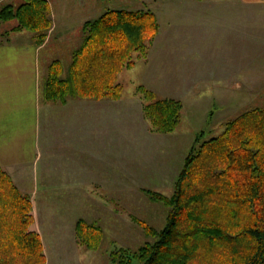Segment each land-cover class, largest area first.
<instances>
[{
    "label": "rangeland",
    "instance_id": "rangeland-1",
    "mask_svg": "<svg viewBox=\"0 0 264 264\" xmlns=\"http://www.w3.org/2000/svg\"><path fill=\"white\" fill-rule=\"evenodd\" d=\"M120 1L121 4L112 3L125 10L152 11L160 23L158 35L147 44L146 55L135 54L136 68L122 71L119 83L124 86V94L133 96L139 84L160 99L181 102V123L178 132L168 134L154 131L149 121L147 131L144 124L126 123L127 135L141 133L145 140L126 142L125 182L96 183L92 189H85L86 184L69 187L70 175L65 179L57 173L60 167L55 169L53 163L57 144L51 134L50 142L45 149L41 148V153L49 159L43 157L33 169L17 176L16 181L12 178L16 186L26 183L30 192L27 195L31 197L35 218L32 230L42 238L46 264H117L114 254L122 255L127 251L133 255L146 244L154 243L156 238L147 228L162 231L170 207L156 201L152 194L173 196L185 160L197 140L203 142L216 137L229 121L253 108L264 107V77L259 71L264 68L262 30L253 33L255 45L245 44L246 31L243 30L239 31L238 44L230 47L216 16L205 14L209 6L206 0L198 3ZM20 2L7 0L0 5V11L8 3L18 7ZM17 25V20L5 22L1 31L7 34ZM70 34V38L51 43L44 50L43 56L50 62L46 78L48 66L55 60H60L67 70L74 51L81 46L83 31L76 29ZM224 90L244 93L235 97ZM76 167L87 168L79 162ZM143 169L146 172L140 171ZM78 180L84 182V175H79ZM22 190L26 194L27 191ZM80 221L93 225L101 233L96 247L79 242ZM134 264L140 263L135 261Z\"/></svg>",
    "mask_w": 264,
    "mask_h": 264
},
{
    "label": "trees",
    "instance_id": "trees-1",
    "mask_svg": "<svg viewBox=\"0 0 264 264\" xmlns=\"http://www.w3.org/2000/svg\"><path fill=\"white\" fill-rule=\"evenodd\" d=\"M201 1V0H198ZM17 20L13 31L32 33L45 43L51 29L48 0H21L0 11L1 25ZM160 30L152 11L109 10L83 27V42L66 70L60 60L48 66L44 99L66 104L69 99L119 100L118 78L135 67V54ZM1 33V32H0ZM143 112L154 131L168 134L179 127L183 104L160 99L138 86ZM192 147L171 198L152 194L170 207L162 231L147 228L156 238L131 255L114 254L117 264H264V107L253 108L224 126L222 133ZM31 197L22 193L0 167V264H46ZM78 240L91 248L101 233L85 221Z\"/></svg>",
    "mask_w": 264,
    "mask_h": 264
},
{
    "label": "crops",
    "instance_id": "crops-1",
    "mask_svg": "<svg viewBox=\"0 0 264 264\" xmlns=\"http://www.w3.org/2000/svg\"><path fill=\"white\" fill-rule=\"evenodd\" d=\"M48 1L52 26L43 45H36L29 31H13L16 26L7 34L0 31V167L16 181L17 176L33 169L43 157L49 159L41 151L53 134L57 144L53 163L55 169L60 167L57 173L64 175L65 179L70 175L69 187L86 184L85 189H92L96 183H123L126 178V142L145 140L141 133L139 136L127 135L126 123L131 126L144 124L146 131L148 128L144 102L137 90L131 97H126L123 90L119 100L72 98L66 105L48 104L44 99V87L50 62L43 54L51 43L70 38L71 31H83L86 22L100 18L109 10L125 8L112 3L121 4L120 0ZM5 2L7 0H0V5ZM206 2L209 6L205 14L216 16L219 29L225 30L226 43L230 47L238 44L239 31L243 30L246 34H240V37L244 36L245 44L250 46L255 45L254 31L262 30L261 45L264 47V0ZM259 71L264 77V68ZM223 92L236 97L243 91ZM78 162L87 168L78 169ZM140 171L146 172L145 169ZM79 175H84V182L78 180ZM25 185L17 184L22 192V188L28 190Z\"/></svg>",
    "mask_w": 264,
    "mask_h": 264
}]
</instances>
